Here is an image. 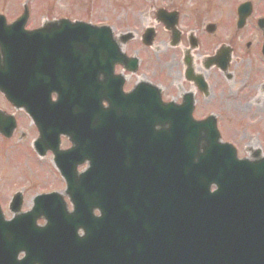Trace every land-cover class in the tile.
<instances>
[{
    "label": "water",
    "instance_id": "1",
    "mask_svg": "<svg viewBox=\"0 0 264 264\" xmlns=\"http://www.w3.org/2000/svg\"><path fill=\"white\" fill-rule=\"evenodd\" d=\"M48 29L36 33L49 37ZM83 29L88 49L83 47L82 51V47H76L78 54L87 56L84 75L88 79H84L82 92L88 96L89 104L95 102L99 109L100 100H104L108 109L103 112L99 109V119L103 117V120L100 119L98 130L96 120L84 131L77 126L65 134L83 135L90 146L101 145V141L104 149L112 148L110 142L127 138L125 131L120 136L113 131L114 119H129L125 115L115 116L117 96L113 68L125 61L109 29L91 26ZM31 35L23 36L22 43L33 45L37 40L38 43L35 49L21 52L13 76L21 79L18 85L23 92L30 98L37 97L32 103L38 105L46 103L61 82L58 81L59 71L51 61L50 43L44 48V40L37 34ZM2 40L4 45V36ZM11 48L9 45L8 49ZM2 49L4 51L5 47ZM2 72L0 68V74ZM99 75L104 79L100 84ZM3 88L0 80V90L4 91ZM187 106L190 111L184 115L175 112L176 107L170 104L169 114H152L147 118L151 136L141 155L146 161L148 186L144 195L140 181L132 183L133 166L129 161L132 148L127 142L128 152L120 163H113L117 155L114 149L104 153L108 162L101 160L106 174L118 173L121 177L120 191L110 196L104 186L103 191L90 196V202H82L74 196V217L65 221L55 218L53 200L56 195L37 197L30 215L44 213L46 226L31 227L26 233L19 232V238L12 239L9 229L16 231L17 224H0L3 233L0 240H38L39 251L35 253L34 248H25L27 256L22 264H33L34 259L39 264H264V159L254 163L237 160L232 147L218 143L214 122L211 121L213 129L207 128V123L194 122L190 101ZM48 110L52 115L53 109ZM32 115L41 122L46 113L37 111ZM136 118L143 119L142 116ZM155 126L162 131L155 134ZM180 136L184 137L185 144ZM200 140L213 145L200 147ZM43 144L41 139L37 148ZM53 153L58 167L66 175L65 155H61L65 153L57 150ZM97 159L95 155L90 158L88 181L91 180L89 172L92 173L99 162ZM211 187H215L212 193ZM96 205L100 218H93L90 212V207ZM117 208L120 212L115 215ZM79 228L84 231L83 238L76 234ZM114 242L119 249L117 259H114Z\"/></svg>",
    "mask_w": 264,
    "mask_h": 264
},
{
    "label": "flooded vegetation",
    "instance_id": "2",
    "mask_svg": "<svg viewBox=\"0 0 264 264\" xmlns=\"http://www.w3.org/2000/svg\"><path fill=\"white\" fill-rule=\"evenodd\" d=\"M39 5L41 0H0V68L5 73L4 92L0 91V131L9 133L8 137H0L12 140L18 132L17 137L24 142L26 134H31L24 146L31 147L40 160L37 163L41 170L47 162L44 160L51 158L49 161L61 179L62 187L54 186L34 196L58 193L66 211L72 212L70 197L78 192L77 189L83 191V174L91 156L100 151L88 147L87 142L76 141L75 136L61 135L59 150L71 151L67 154L65 166L69 182L66 177L63 179L54 154L45 150V144L36 147L40 137L36 125L25 112L26 104L30 103L11 102L5 96L12 93L8 87L12 80L8 77V67L18 64L21 52L35 49L22 43L24 35L45 27H51L48 30L52 35L72 34V23L88 24L87 18L93 10L111 8L116 12L115 22L124 18L119 22L124 24L120 29L109 27L116 32L114 35L123 46L124 54L134 59L136 65L135 74L124 73L121 67L116 68L118 73L137 76L141 71L151 70L153 73V69H166L164 75H172L169 85L174 87L176 99L172 97L171 87L163 89L159 81L153 83L161 91L162 102L183 105L191 100L192 116L196 121H205L211 116L216 118L212 111L244 114L240 116L249 113L264 118V0H49L47 6L53 14H66L60 18L49 13L40 14ZM74 13L78 15L75 17ZM9 45H12L11 49H8ZM162 77L157 78L162 81L165 79ZM143 80L140 78L130 90L145 82ZM126 85L124 83L125 92L128 91ZM219 90L223 94L226 91L231 99L225 109L217 107L216 92ZM57 98L58 95L53 94L51 101L55 102ZM81 110L77 104H72L66 112L70 118H75ZM58 129L64 130V127ZM75 148L81 150L80 155L74 152ZM32 179L34 183L23 179L25 186L13 187L10 197L6 201L0 200L1 212L11 214L6 219L2 212L6 221L13 217L12 212L16 209L18 216L31 209L34 196L27 206L23 197L28 189L39 186L40 178ZM69 189L73 190L70 195ZM15 196H20L19 202L13 200ZM42 223L39 217L34 219V224ZM22 256L18 253V258Z\"/></svg>",
    "mask_w": 264,
    "mask_h": 264
},
{
    "label": "rangeland",
    "instance_id": "3",
    "mask_svg": "<svg viewBox=\"0 0 264 264\" xmlns=\"http://www.w3.org/2000/svg\"><path fill=\"white\" fill-rule=\"evenodd\" d=\"M48 3L49 0H41V5H39L41 8V12H39L40 14L49 13V15L51 14L54 17H66V14H53L50 10V7L47 6ZM115 13L116 12L111 8L108 10L105 8L99 11L96 9L90 12L87 20L89 23L94 25L106 24L114 29H120V26L124 24L119 22H123L124 18L121 17L119 18V21L115 22ZM75 15L78 14L74 13V16ZM115 33L116 32H113V34ZM153 71V73L151 70L148 72L141 71L137 74V76H125V84L127 83L126 86L128 87L127 90L129 91L132 85L136 84L140 78L144 79L143 81L150 84H155L159 81V83H161L163 86V89L167 88L168 86L171 87V90L173 91L172 97L176 99L177 96L175 94V89L169 85L170 81L173 79L172 75L171 77L164 75L166 69H153ZM115 73L119 74L117 70H115ZM158 76H163L166 80L164 79L160 81L159 78H157ZM179 86L180 85H178V87ZM222 89L224 90L225 88L222 87ZM221 91L222 90L216 92V103H218V108L225 109L228 107V103L231 99L229 96H227L226 91L224 94ZM214 113H216L217 128L221 137V141L234 147L239 159L255 161L250 156V153L252 152L256 153L255 155L259 157L258 159L264 158V118H261L256 114L249 115V113L246 114V116H240L244 114L239 115L233 112L212 111V114ZM12 134H14V132ZM17 135L18 132L14 134V139L12 140L0 137V200L6 201L10 197L11 194L9 195V192L13 187L25 186L24 180L34 183L32 178L39 177V186L28 189L23 197V202L27 206L34 194L38 192H47L54 188V186L60 188L62 185L60 184V177L57 175L53 169V166L51 165V162L49 161L51 158L44 160L47 162L41 170L39 164L37 163V161L40 160H37L31 147L24 146L25 142L29 140L27 139V136L31 134H26L24 142L20 141ZM249 143H253L255 148L250 149ZM2 212L6 219L11 217V214L6 212L4 213V211Z\"/></svg>",
    "mask_w": 264,
    "mask_h": 264
},
{
    "label": "bare ground",
    "instance_id": "4",
    "mask_svg": "<svg viewBox=\"0 0 264 264\" xmlns=\"http://www.w3.org/2000/svg\"><path fill=\"white\" fill-rule=\"evenodd\" d=\"M249 148L252 149V148H255L254 144L253 143H249ZM254 152L250 153V156L253 160H257L256 157L254 156Z\"/></svg>",
    "mask_w": 264,
    "mask_h": 264
}]
</instances>
